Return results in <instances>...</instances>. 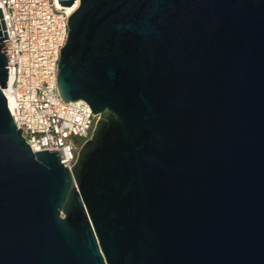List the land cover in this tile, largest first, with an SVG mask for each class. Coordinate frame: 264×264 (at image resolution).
Here are the masks:
<instances>
[{"label": "water", "instance_id": "water-1", "mask_svg": "<svg viewBox=\"0 0 264 264\" xmlns=\"http://www.w3.org/2000/svg\"><path fill=\"white\" fill-rule=\"evenodd\" d=\"M68 25L58 90L98 115L71 169L9 111L0 8V264H264V0H79Z\"/></svg>", "mask_w": 264, "mask_h": 264}, {"label": "built area", "instance_id": "built-area-1", "mask_svg": "<svg viewBox=\"0 0 264 264\" xmlns=\"http://www.w3.org/2000/svg\"><path fill=\"white\" fill-rule=\"evenodd\" d=\"M73 5L63 6L59 0H0L9 60L7 88L2 92L9 111L33 152L57 150L69 169L98 119L88 102H66L58 90L60 50L68 40Z\"/></svg>", "mask_w": 264, "mask_h": 264}, {"label": "bare ground", "instance_id": "bare-ground-1", "mask_svg": "<svg viewBox=\"0 0 264 264\" xmlns=\"http://www.w3.org/2000/svg\"><path fill=\"white\" fill-rule=\"evenodd\" d=\"M79 6V0L73 5V7H71L72 10L77 9V7Z\"/></svg>", "mask_w": 264, "mask_h": 264}]
</instances>
